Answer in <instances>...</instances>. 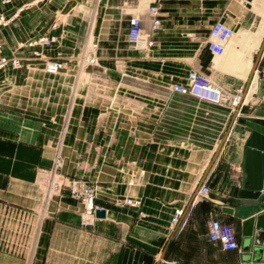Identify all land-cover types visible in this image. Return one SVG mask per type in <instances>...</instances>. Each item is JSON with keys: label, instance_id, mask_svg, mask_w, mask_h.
<instances>
[{"label": "crops", "instance_id": "1", "mask_svg": "<svg viewBox=\"0 0 264 264\" xmlns=\"http://www.w3.org/2000/svg\"><path fill=\"white\" fill-rule=\"evenodd\" d=\"M28 3L0 28L4 54L26 61L0 70V207L37 220L35 264H264V190L250 196L262 161L250 158L246 125L264 126V0H0V14ZM150 7L162 21L155 32ZM135 17L146 31L138 48L128 38ZM217 22L237 33L221 56L208 45ZM41 37L56 42L18 50ZM34 50L43 59L32 61ZM46 59L69 65L47 78ZM192 70L252 107L221 149L236 109L172 92ZM58 158L57 175L96 187L91 225L68 191L42 211ZM214 220L234 227L238 250L210 241Z\"/></svg>", "mask_w": 264, "mask_h": 264}, {"label": "built area", "instance_id": "2", "mask_svg": "<svg viewBox=\"0 0 264 264\" xmlns=\"http://www.w3.org/2000/svg\"><path fill=\"white\" fill-rule=\"evenodd\" d=\"M15 0H5V4H11ZM43 1V0H40ZM31 4H26L20 11L12 16L0 14V27H9L15 23L19 17V13H23L26 9H29ZM149 13L153 16L151 21V31L155 32L162 27V21L160 20L159 9L157 7H150ZM145 28L143 26L142 19L135 17L130 21L128 38L129 44L133 48H138L143 44L145 36ZM235 31L228 25L217 22L210 34L209 50L214 56H221L225 53V45L235 37ZM56 42L54 37H41L31 43H21V48H43L49 47ZM155 45L154 41L147 43V48L152 49ZM37 59H43L42 52L34 50ZM94 62V61H92ZM45 70L49 74H57L66 69L69 65L67 60H44ZM12 67L14 69H20L23 67V61L20 58L8 59L2 54V47L0 46V67ZM264 79V70L260 73ZM172 92L192 97L200 101L208 102L214 105H233L235 109H238L240 105L238 102L242 101V97H233L221 87L212 83L209 78L203 73L192 70L187 75L186 82L183 84H176L171 87ZM60 160H56L55 169H58ZM55 172V171H54ZM135 184V181L132 182ZM70 192L73 196L78 197L86 204V209L82 216L83 225H91L94 219L95 211L97 210V193L92 185L86 182H80L73 180L71 182ZM210 187L202 186L198 192V196L201 198H207L210 195ZM181 211H177L173 219V224L179 223ZM209 238L211 242L220 243L226 251H236L239 249V243L237 234L233 226L214 220L210 226Z\"/></svg>", "mask_w": 264, "mask_h": 264}, {"label": "rangeland", "instance_id": "3", "mask_svg": "<svg viewBox=\"0 0 264 264\" xmlns=\"http://www.w3.org/2000/svg\"><path fill=\"white\" fill-rule=\"evenodd\" d=\"M29 9H26L25 11H27ZM11 26H9V27H11ZM9 27H6V28H9ZM0 28H4V27H0ZM235 33H236V31H235ZM20 44L18 45V50L24 49V48L20 47ZM0 46L2 47L3 56H5L8 59L20 58L23 61V67L20 69H23L25 67V63H26L25 59L19 57L16 54L12 55V56L5 55L4 54V46L2 44H0ZM31 60L35 61V60H41V59L36 58L35 51H34V54H33V57ZM31 60H29V61H31ZM90 60H91L90 61L91 65L96 63L95 58L92 57ZM92 61H94V62H92ZM44 67H45V65H44ZM8 68L13 69V70H20V69H14L10 66L6 67V68L0 67V70L2 71L5 69H8ZM60 73L49 74L45 70V75H47V78H49L51 76L54 77ZM258 80H259V78L257 77L256 81H258ZM45 81L46 80L43 81V85H45ZM214 83H216V82H214ZM219 87H221L223 90H225L226 92H228L231 96H233L235 98L238 96L242 97V95H239V94L234 95L231 91H229L226 88V86L224 84L219 86ZM43 95L46 96V93L44 92ZM248 102H249V100H248ZM232 107H233V105H232ZM251 108L252 107L241 105V106H239L238 109H236L235 114L238 112L240 115L249 116L252 114ZM59 160H60L59 167H58V169H55L56 164H54V171L62 169L63 165L61 164V159H59ZM55 163H56V161H55ZM47 180H48V185L46 186L45 191H44V202L42 205V211L46 210L48 208L49 200L51 199V197H54L55 194H57V192L64 193L65 191H68L71 194L70 187H71V182L73 181V180H71L69 182L67 177L61 176L60 173H58V175H57L56 172H53V174H51L49 172L47 174ZM76 181L88 183L87 181H84V180H77L76 179ZM132 182L133 181H131V184H132ZM67 183L70 186H67L66 185ZM132 185H134V184H132ZM93 188L96 191V187L93 186ZM96 193H97V191H96ZM83 204H84V211H85L86 204L84 202H83ZM2 209H3V207H0V264H35L36 257L38 254V250H36V242H37L36 221L37 220L35 218H33L32 214H28V213L22 212L20 210H17V211L14 210L15 212L11 211L12 213H10V211H8L6 213H2Z\"/></svg>", "mask_w": 264, "mask_h": 264}, {"label": "water", "instance_id": "4", "mask_svg": "<svg viewBox=\"0 0 264 264\" xmlns=\"http://www.w3.org/2000/svg\"><path fill=\"white\" fill-rule=\"evenodd\" d=\"M254 74H252L251 76L253 77ZM239 111V110H238ZM239 114L238 112L235 114L233 121L230 125V128L225 136V138L223 139L222 145L220 146V149L223 147L225 141L228 139V136L230 135V131L234 125V123L237 121ZM246 125L251 128L253 130V135L251 136L249 142H248V148L249 150V154H250V158L251 159H255L258 158L262 161V165H261V172H260V177L258 178V180H253V184H252V189L251 192H253L250 196H252L253 199H258L261 196V192L264 190V174H263V170H264V126H260L254 123H246ZM261 152L263 155H260ZM250 160V159H249ZM102 215V214H100ZM252 220L249 221L247 224L249 226L252 225ZM259 227L264 229V217L261 219ZM250 234V232H249Z\"/></svg>", "mask_w": 264, "mask_h": 264}, {"label": "bare ground", "instance_id": "5", "mask_svg": "<svg viewBox=\"0 0 264 264\" xmlns=\"http://www.w3.org/2000/svg\"><path fill=\"white\" fill-rule=\"evenodd\" d=\"M240 103H241V101H240V102H238V105H240Z\"/></svg>", "mask_w": 264, "mask_h": 264}]
</instances>
